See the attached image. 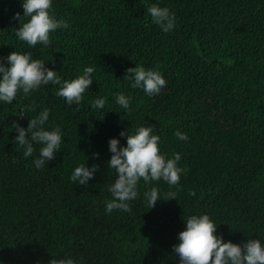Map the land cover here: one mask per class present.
<instances>
[{
  "label": "trees",
  "instance_id": "16d2710c",
  "mask_svg": "<svg viewBox=\"0 0 264 264\" xmlns=\"http://www.w3.org/2000/svg\"><path fill=\"white\" fill-rule=\"evenodd\" d=\"M117 1L52 0L69 27L52 33L55 47L33 48L15 35L22 0H0V58L31 52L69 81L95 68L79 105L56 95L59 85L51 83L21 92L11 105L0 102V264H180L173 248L179 233L190 216L204 214L225 242L264 244V0H128L121 16ZM152 4L175 14L173 30L153 23ZM88 17L93 28L78 29ZM137 65L163 74L160 94L150 97L124 79ZM119 93L132 98L130 111L116 103ZM105 97L104 109L92 108ZM44 109L45 130L59 125L63 143L58 157L38 169L34 160L44 145L33 142L35 152L25 158L12 125L27 129ZM141 126L154 128L168 158L181 154L185 172L175 187L141 180L131 211L108 213L117 178L108 168L109 141L126 146L120 133ZM177 131L188 139L179 140ZM82 163L99 165L87 185L70 179ZM152 187L161 198L176 192V199L158 200L150 210L144 192Z\"/></svg>",
  "mask_w": 264,
  "mask_h": 264
},
{
  "label": "clouds",
  "instance_id": "9594fccd",
  "mask_svg": "<svg viewBox=\"0 0 264 264\" xmlns=\"http://www.w3.org/2000/svg\"><path fill=\"white\" fill-rule=\"evenodd\" d=\"M128 0H118L115 10L119 9L120 16L126 11ZM23 16L16 14V19L21 26L15 35L20 41L26 42L30 47L38 43L49 45L50 33L61 28H68L65 20H58L52 10V0H22ZM147 13L153 23L158 24L165 32L175 27V14L168 7L152 4L147 7ZM22 17H27L22 22ZM5 60L7 63H5ZM94 67H86L83 74L69 81L63 80L59 72L46 67V63L40 59H33L31 52H11L6 58H0V102L11 105L22 92L24 95L39 89L41 86L59 85L56 95L64 98L69 105L81 104L86 90L93 83L92 75ZM125 80L131 81L132 88L142 89L146 95L152 97L160 94L166 87L167 81L158 69L145 68L137 65L128 68ZM165 93V92H164ZM170 98V96H169ZM132 98L123 93L117 94L116 103L125 110H131ZM107 98H97L91 101L93 109H104ZM50 115L49 109H44L36 118H31L27 129L18 123L12 128L18 132L15 138L16 145L24 149V157L33 155L35 148L33 142L44 145L39 152V157L34 160L36 168L44 166L45 162L58 157L63 143V132L59 125L54 130H45L44 125ZM152 126H141L135 134L122 131L120 135L126 137V146H120V140L112 138L109 141V150L113 155L108 162V168L117 173L115 182L109 187L112 199L106 201V212L123 210L130 212L129 201L139 196L138 185L141 180L145 183L163 180L169 186L179 185L181 174L185 169L179 166L181 154L175 153L168 158L162 153L159 145L162 142L160 136L153 134ZM179 140H187L186 134L177 131ZM30 136V139H29ZM99 157V153L95 154ZM99 171V165L91 168L86 164H80L75 168L70 179L73 183L87 185ZM194 195V193H190ZM176 192H168L165 198H161L159 189L152 187L144 192V198L148 207L153 209L158 200L176 199ZM218 226L209 215H192L186 220V229L179 233V243L174 245V252L179 256L180 264H264V244L260 239H249L246 243L237 244L231 240L224 241L222 235H217ZM51 264H75L71 258L53 259Z\"/></svg>",
  "mask_w": 264,
  "mask_h": 264
},
{
  "label": "rangeland",
  "instance_id": "374dc122",
  "mask_svg": "<svg viewBox=\"0 0 264 264\" xmlns=\"http://www.w3.org/2000/svg\"><path fill=\"white\" fill-rule=\"evenodd\" d=\"M55 13V12H54ZM56 18L58 20H60L61 18H59L56 14H55ZM63 20V19H62ZM93 25H94V21L92 19V17H88L82 21H80L79 25H78V29H84V30H87V29H91L93 28ZM67 30V29H66ZM50 44L55 47L57 41H56V35L55 34H52L50 33Z\"/></svg>",
  "mask_w": 264,
  "mask_h": 264
}]
</instances>
